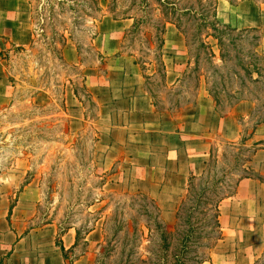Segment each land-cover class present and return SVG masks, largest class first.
<instances>
[{
  "label": "rangeland",
  "instance_id": "obj_1",
  "mask_svg": "<svg viewBox=\"0 0 264 264\" xmlns=\"http://www.w3.org/2000/svg\"><path fill=\"white\" fill-rule=\"evenodd\" d=\"M26 1L30 42L0 54L12 86L0 109V192L13 200L28 188L35 226L50 224L58 235L77 230L76 247L66 253L70 262L85 254L92 264L207 261L222 239L216 206L219 211L220 200L236 190L239 177L253 175L252 155L264 144L256 130L251 135L264 119V86L244 77L238 66L251 60L252 36L229 34L222 49L203 38V48L194 40L186 45L178 31L175 48L163 45L161 53L156 27L164 16L156 0ZM232 6H239L241 15L260 17V27H232L258 29L264 52V0H234ZM226 8L217 0V15L225 23ZM183 27L191 38L192 22L183 19ZM116 58L138 66L156 110L174 122L205 95L213 101L210 90L222 115L230 114L238 99L249 100L247 118L237 119L239 140L209 141L204 180L215 188L201 207L191 209L192 195L185 208L166 219L152 198L115 185L104 172L100 110L83 82L89 68L107 74L105 65ZM201 175L192 182L197 194ZM92 230L97 242L85 241ZM254 264H264V251Z\"/></svg>",
  "mask_w": 264,
  "mask_h": 264
},
{
  "label": "crops",
  "instance_id": "obj_2",
  "mask_svg": "<svg viewBox=\"0 0 264 264\" xmlns=\"http://www.w3.org/2000/svg\"><path fill=\"white\" fill-rule=\"evenodd\" d=\"M219 1L227 5V24L237 28L261 26L260 17L241 15L239 6ZM29 14L26 0H0V54L9 46L30 42ZM179 36L174 25L168 23L164 47L169 44L175 48L174 38L178 42ZM105 66L107 74L89 68L85 80L100 110L104 172L115 185L152 198L161 215L171 219L185 194L188 179L204 171L210 154L209 141L216 137L238 141L237 119H246L251 105L241 102L232 107L230 114L220 115L205 95L174 122L156 110L144 89L143 75L133 61L119 62L116 58ZM11 94L12 86L0 58V109ZM256 137L264 140V123L257 126ZM250 168L260 179H241L234 195L220 202L222 239L201 264H254L263 253L264 144L252 155ZM30 192L24 188L13 200L0 192V264H66L59 245L66 252L74 251L75 231L58 235L50 224L35 226ZM90 239L97 242L96 230L85 235V241ZM91 261L85 254L71 263L92 264Z\"/></svg>",
  "mask_w": 264,
  "mask_h": 264
},
{
  "label": "trees",
  "instance_id": "obj_3",
  "mask_svg": "<svg viewBox=\"0 0 264 264\" xmlns=\"http://www.w3.org/2000/svg\"><path fill=\"white\" fill-rule=\"evenodd\" d=\"M158 5L162 7V13L164 16V20L162 23H160L156 27L157 35L156 40H158V44L156 45V48L162 53L163 52V45L165 41V32H166V25L168 23L174 25V27L182 34L186 36V45L189 43V40H194L199 42L200 47H205L206 43L203 41L204 39H212L215 41V44L217 47L222 49L223 47V38L229 34L236 33L237 35L241 34H247L252 36V52H251V60L248 63H240L238 64L240 71L242 72L244 77H248L251 81L260 83L261 86H264V52L262 50V46L260 43V39L262 36L258 34L259 30L256 28H249V29H236L232 27L230 24H227L223 22L217 15V0H211V1H205V0H156ZM230 5H234V0H226ZM180 5L182 7L180 8ZM183 19H187L188 21L192 22L194 33L192 34V37L189 38L187 36V32L183 27ZM162 56V55H161ZM223 55L220 54V58L222 59ZM162 64V63H161ZM83 86L85 87V80L83 82ZM244 85V80L242 78V82L240 84V87ZM86 89V87L84 88ZM75 92V91H74ZM87 92V91H86ZM212 93V99L215 102L216 105V111L222 115V112L219 110V101L217 99V96ZM242 101H249L248 99H238L234 103L237 104ZM264 123V119L261 121H258L257 124ZM255 128L252 131L251 135L255 133ZM243 139H241V142ZM234 145V144H233ZM243 146L244 144L241 143ZM254 146H257L253 143ZM211 157V154H209V159ZM210 162L206 163V168L199 177L200 181H202L203 187L198 188V194L196 192V189L193 185V181L196 180V177H190L188 179L187 188H186V194L182 198L178 211L180 209L185 208L186 206V200H191V196L195 195V202L193 203L192 210H195L204 204L202 199L205 197V195H208L212 191H214L213 186H209L208 183L205 182L204 178L207 177V174L209 173V164ZM244 178H254V179H260V177L253 173L252 176H241L239 177L235 188H237L238 183L241 179ZM234 191L230 193L227 197H224L220 200V202L224 199L230 198L234 195ZM208 193V194H207ZM153 202V201H152ZM216 212H217V220L219 219V211H218V205L216 206ZM219 225V221H218ZM75 237H76V244L78 241L79 233L77 230H75ZM59 249L62 253V256L64 260L66 261V264H72L70 261L67 260L66 251L64 248L59 245ZM203 262H206V260L198 263L201 264ZM179 264V263H178Z\"/></svg>",
  "mask_w": 264,
  "mask_h": 264
}]
</instances>
